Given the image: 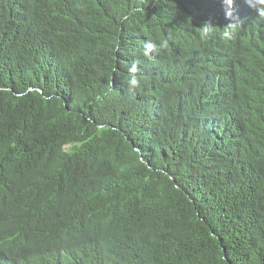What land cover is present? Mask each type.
I'll use <instances>...</instances> for the list:
<instances>
[{
  "label": "trees",
  "instance_id": "obj_1",
  "mask_svg": "<svg viewBox=\"0 0 264 264\" xmlns=\"http://www.w3.org/2000/svg\"><path fill=\"white\" fill-rule=\"evenodd\" d=\"M225 11L0 0V264H264V19Z\"/></svg>",
  "mask_w": 264,
  "mask_h": 264
},
{
  "label": "clouds",
  "instance_id": "obj_2",
  "mask_svg": "<svg viewBox=\"0 0 264 264\" xmlns=\"http://www.w3.org/2000/svg\"><path fill=\"white\" fill-rule=\"evenodd\" d=\"M225 6L224 17L228 23L226 26L222 27V37L223 39H228L235 32L236 28L241 23L238 15L242 18L247 16L246 13L241 10L245 6L248 12H253L256 16L264 19V0H222ZM232 21L231 23H229ZM217 25L213 23L212 20L205 21L202 26L198 27L200 29V35L202 38H207L216 35ZM166 47V43H154L152 41H146L143 44L144 55H148L152 51H161ZM138 65L136 62H132L131 66L128 68V76L124 80L127 85L128 91L132 92L139 89L142 86V80L137 75Z\"/></svg>",
  "mask_w": 264,
  "mask_h": 264
},
{
  "label": "rangeland",
  "instance_id": "obj_3",
  "mask_svg": "<svg viewBox=\"0 0 264 264\" xmlns=\"http://www.w3.org/2000/svg\"><path fill=\"white\" fill-rule=\"evenodd\" d=\"M69 147H67V149H68Z\"/></svg>",
  "mask_w": 264,
  "mask_h": 264
}]
</instances>
